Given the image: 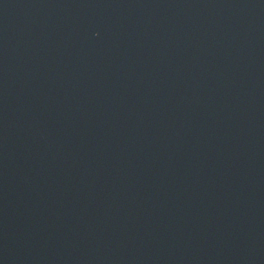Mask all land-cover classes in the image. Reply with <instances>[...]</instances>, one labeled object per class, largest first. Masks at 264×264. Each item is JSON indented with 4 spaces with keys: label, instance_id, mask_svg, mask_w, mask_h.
Segmentation results:
<instances>
[{
    "label": "water",
    "instance_id": "1",
    "mask_svg": "<svg viewBox=\"0 0 264 264\" xmlns=\"http://www.w3.org/2000/svg\"><path fill=\"white\" fill-rule=\"evenodd\" d=\"M0 264H264V0H0Z\"/></svg>",
    "mask_w": 264,
    "mask_h": 264
}]
</instances>
